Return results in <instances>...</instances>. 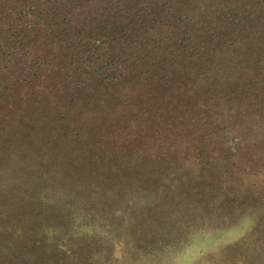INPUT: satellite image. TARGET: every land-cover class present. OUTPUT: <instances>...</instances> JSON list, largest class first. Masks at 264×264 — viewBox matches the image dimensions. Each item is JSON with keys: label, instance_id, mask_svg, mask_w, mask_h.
I'll use <instances>...</instances> for the list:
<instances>
[{"label": "rangeland", "instance_id": "1", "mask_svg": "<svg viewBox=\"0 0 264 264\" xmlns=\"http://www.w3.org/2000/svg\"><path fill=\"white\" fill-rule=\"evenodd\" d=\"M167 1L141 22L140 1L0 0V213L21 219L0 217V264H264L263 28L234 15L260 0H208L234 11L226 45L201 21L184 40ZM39 167L58 186L28 219Z\"/></svg>", "mask_w": 264, "mask_h": 264}, {"label": "trees", "instance_id": "2", "mask_svg": "<svg viewBox=\"0 0 264 264\" xmlns=\"http://www.w3.org/2000/svg\"><path fill=\"white\" fill-rule=\"evenodd\" d=\"M125 1H129L131 5L133 3H136V2L138 3L140 1L138 4L139 6H137V8H134L133 10L130 9L129 11H126L125 13L129 14L130 11L136 15L138 13L137 19L141 20V22L144 19L145 14L151 13L152 15L156 16L158 14H161V12L164 9L161 7L162 5L160 4V0H125ZM170 1L173 3L168 7V11H169V9L175 10L173 8H176V6H178V5H182L183 7H188L190 9V10H188V12H185L182 10L183 9L182 8L181 10L175 11V13L173 15L174 21H176V23H177L176 25H178V28H179L178 32H180V30H181L182 33H186V35L183 38L184 40L194 42V35L191 33L190 28H192V26L195 23H197V21H201L199 23V24H202L201 26H203V24H204L205 28L208 27V29H206V30L207 31L209 30L208 33H210L213 40L217 41L219 44L226 45L229 42H231V40H229V37L237 38L239 36V32H240L239 30H237V29L232 30L231 29L234 26L230 25L229 27H227V24H224L221 26L220 25L221 20L217 19V15H220L219 16L220 19L221 18H223V19L230 18L231 14H232L231 12L233 11L232 9H229V10L225 9L222 13L216 14L213 18H206V10L208 7V5H207L208 0H206L205 3H204L205 0H182V1L181 0H170ZM114 4H115V0H113V1L111 0V4H108L106 7V8H108L107 10L111 13L110 15H112L114 13V11H113V5ZM165 4H166L165 6L168 5L167 0H166ZM263 6H264V2L262 0H260V2L258 4L254 3L252 6L244 8V12H243L244 14L243 15H239L238 13H236V14L233 13L234 15H236L239 18V21H241V23H243V21L246 20L247 26L250 28H251V26L253 27L251 22L254 20H260V23H262L263 31L260 33H254L255 35H253V37H250V42H248V43L256 42V43L260 44V42H258V40H261V41L264 40V7ZM142 7H144V8H142ZM237 7H240V6H237ZM138 8H140V9H138ZM144 10H145V13H144ZM33 13L34 12H32V14ZM216 13H219V12H216ZM225 21L227 22V20H225ZM148 23L151 24V22L149 20H148ZM247 28H246V30H247ZM140 29H141V26H139V30ZM153 30H155V29H153ZM136 31H132L131 32L132 34L130 37L132 40L136 41L133 44H135V46H138V43H140V39L135 40L136 37L133 34ZM247 33H248V30H247ZM259 36H261V37L259 38ZM258 48H259V51L261 52L264 50V45L260 44L258 46L253 47L254 50H256ZM196 54L197 55H195V58L192 60V62L195 61V59L198 58V56H200L201 59H205V55L200 54L199 52H196ZM248 60L251 63L254 62L252 57L248 58ZM208 62L212 63L215 66L219 65V60L214 59L213 57L212 58L209 57ZM183 76H187V75L183 74ZM17 121H20V120L18 119ZM22 124H24V123H22ZM31 136H29V137L31 138ZM24 153H27L26 149L24 150ZM3 155L7 156L8 158H11V160H14L16 157L15 155L12 154V150L9 147H6L4 149V154H1V157H3ZM4 158H6V157H4ZM46 169L44 167L43 168L39 167V169H37L38 170L37 172L34 171L35 173H33L32 177H30V176L27 177V175H25L26 177L23 176L21 178L22 181H26V182L28 181L29 183H31L29 186H27V188L25 187L26 190L19 192V194H20L19 199L21 201V204L26 206V208H28L29 210H33V209L35 210V211H33L34 212L33 214H32V212L29 211L28 214L25 215L26 216L25 218L31 219L32 217L33 218L37 217V216H33L35 213H38L39 215L46 216L47 215L46 210H45L46 208L44 206H46V205L48 207L51 206V203H50L51 199L49 198V195L47 193V188L43 187L44 186L43 182H41L39 188H36V186H34L35 183H37L40 180H43V178L45 179V181H49L51 179L50 182L48 184H46V185H48L49 188L52 187V185H51L52 183L55 186H58V184L54 180L55 177H50V176L47 177L49 175V173H48L47 167H46ZM2 170L3 169L0 168V173H2ZM20 175H23V173H20ZM20 183H22V182H20ZM71 197H74V196L72 194H70L69 198H65V200L66 201L71 200L72 202H75V200ZM60 202H62V201H60ZM40 203L41 204L44 203V206L36 208L37 206L40 205ZM84 205H86V204H84ZM32 206L34 208H32ZM86 206H88V205H86ZM68 208H69V206H68ZM87 211L84 212L83 216L89 215V210H87ZM106 211H109V210L106 209ZM13 216H14V211L12 210V207L10 206V204L4 203V205L1 206L0 217H2V218L12 217V218H8V219H13L11 221V223H13V224H15V222L17 220H21L18 216L17 217H13ZM77 216L78 217H76V216L75 217L79 218V215H77ZM80 217H81V215H80ZM23 220L24 219H22V221ZM33 220H36V219H33ZM43 225L49 227L48 230L45 231V232L48 231L50 233L49 237L52 235L54 236L56 233L59 232V230H56L55 227H53L52 224L49 222H46ZM33 229H35V228H33ZM44 229H45V227H44ZM41 230H42V228H41ZM17 231H21V230L16 229V232ZM34 231L36 232L37 230L35 229Z\"/></svg>", "mask_w": 264, "mask_h": 264}]
</instances>
